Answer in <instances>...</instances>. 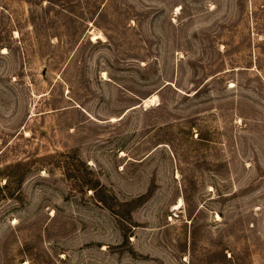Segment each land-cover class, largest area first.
Wrapping results in <instances>:
<instances>
[{
    "label": "rangeland",
    "instance_id": "374dc122",
    "mask_svg": "<svg viewBox=\"0 0 264 264\" xmlns=\"http://www.w3.org/2000/svg\"><path fill=\"white\" fill-rule=\"evenodd\" d=\"M0 264H264V0H0Z\"/></svg>",
    "mask_w": 264,
    "mask_h": 264
},
{
    "label": "bare ground",
    "instance_id": "6f19581e",
    "mask_svg": "<svg viewBox=\"0 0 264 264\" xmlns=\"http://www.w3.org/2000/svg\"><path fill=\"white\" fill-rule=\"evenodd\" d=\"M98 38V37H97ZM97 38H95L94 40H97ZM93 39V38H92ZM157 97V96H156ZM156 97H153V99L150 100V102H155ZM149 100V99H148ZM151 104V103H150Z\"/></svg>",
    "mask_w": 264,
    "mask_h": 264
}]
</instances>
